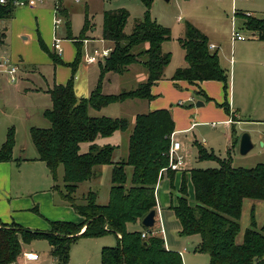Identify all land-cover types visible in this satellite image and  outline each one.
<instances>
[{"label":"trees","instance_id":"1","mask_svg":"<svg viewBox=\"0 0 264 264\" xmlns=\"http://www.w3.org/2000/svg\"><path fill=\"white\" fill-rule=\"evenodd\" d=\"M146 11L138 19L130 33L125 31L130 12L125 8L108 10L104 14L102 37L113 43L112 51L100 62V77L88 97L76 95L74 78L66 84L50 89L52 107L44 111L51 122L49 128H31V137L45 161L54 180L57 170L64 167L63 197L71 203L84 221H51L47 231L32 230L18 224L0 221V264H14L22 251V243L45 238L51 246V254L56 264H68L72 244L80 237H100L114 233L117 244L105 246L101 250V264H184L182 255L166 248L161 232L142 236L144 230L157 229V224L143 231H129L128 224L142 220L151 210L157 208L156 187L162 168L168 166L167 156L171 145L170 135L175 131V121L168 108L139 113L135 117L129 137L128 155L118 162L113 161L116 146L100 145L96 139L108 137L116 131H126L130 122L126 117L93 116L90 109L102 108L128 99L151 100L155 96L152 86L164 77V71L171 62V52L163 51V43L172 38L171 29L152 18L150 8L154 0H141ZM15 6L10 2L0 4V19L9 18ZM246 29L257 39L264 41V16L256 17L245 13ZM70 26L69 20L67 21ZM90 27L86 18L82 36ZM186 36L179 42L185 50L186 67H179L172 80H186L190 83L217 80L228 87V75L221 66L218 50L210 47L208 36L192 23H187ZM4 36L0 32V46ZM148 43L147 48L135 52V48ZM41 47L46 46L40 41ZM56 63L60 57L47 51ZM79 47L74 62L73 74L82 60ZM142 64L148 71L145 82L133 89H123L119 93L105 94L103 82L107 73L123 74L132 64ZM227 96V93H225ZM207 99H211L207 97ZM229 112V102L218 104ZM232 146L240 139L232 132ZM89 143L88 150L81 151V144ZM197 143V142H196ZM15 145L14 130L8 132L6 142L0 146V162L12 161ZM200 159H213L219 167L193 168L190 178L194 185L195 204L187 198L188 177L182 174L178 203L173 206L180 222L183 236L199 234L201 241L197 252L210 256L208 264H264V225L257 229L255 209L251 211V227L247 228L242 243L237 242L240 233V218L246 198L264 200V163L251 168L234 167L228 156L221 158L214 151L209 152L198 144ZM112 164V184L110 199L105 205L97 203V193L89 191L85 203L78 204L75 192L81 182L96 175L98 165ZM133 167L131 186L127 187L126 166ZM169 179L173 185L175 171L170 170ZM158 217V216H157ZM158 223V220H157ZM85 227V228H84ZM84 228V230H82Z\"/></svg>","mask_w":264,"mask_h":264},{"label":"rangeland","instance_id":"2","mask_svg":"<svg viewBox=\"0 0 264 264\" xmlns=\"http://www.w3.org/2000/svg\"><path fill=\"white\" fill-rule=\"evenodd\" d=\"M67 5L70 8L71 13V25L73 36L81 38V30L84 27L86 18H88L95 30L91 28L87 31L88 35L91 36V43L85 44L83 49V55L86 52H92L95 48L103 49L112 46L113 43L107 40H103V26H104V14L108 10H115L119 8H125L130 12L125 31L130 33L138 19L144 17L146 7L141 0H80L79 2L73 0H67ZM245 13H251L256 17L264 16V0H154L150 8V14L152 18L156 19L157 22L170 27L172 38L166 41L163 45V51L171 52V62L165 68L166 76L162 79L167 81V88L165 93L157 98L164 96L167 107H170L172 116L176 117V122L180 123V126L189 127L190 131L183 132L182 130L177 132L175 138H177L183 147V153L185 155L186 167L181 171H177L173 185L171 180L167 177L169 171L164 172V178L160 180L157 187V200L160 208V215L162 218L163 225H166L167 229V241L172 238H177V234H180L179 220L175 215L173 206L178 203V198L182 196L180 192L181 187V173H186L188 177V194L187 198L191 205L195 204L194 200V185L190 178V170L193 168H214L219 167L218 161L213 159H200L198 154V144L205 147L209 152L214 153L221 157L226 158L228 156V150L230 149V158L234 167L251 168L256 166L258 163H264V65L261 64L264 58L256 57L248 64L252 71V79L249 80V85L252 88H256V93L251 98V102L244 104V111L240 112L242 121H239L236 125H232L231 129H226L221 122L213 120H206L201 122V115L212 114L211 108L207 104V101H214V99H207L201 94L198 87L193 89L191 87H179L171 83L172 77H170L172 71H176L177 68L183 65L184 49L181 46L179 39L186 36L187 23H192L197 28L206 32L211 39L221 45L219 54L221 55V66L228 70V58L230 57V41L232 42V32L239 31L247 37L246 41L242 45H239L240 49L237 50L236 56L239 59L237 64V70L240 68L243 58L245 56V49L253 47L257 49L258 43H253L256 40L252 38L250 30L246 29ZM64 22L62 26L58 28V36L62 39H66L64 36ZM68 39H66L67 41ZM31 40L25 41L18 39L17 45L19 50H25L32 55L33 59H39V50L30 44ZM72 43V40L70 41ZM74 44V43H73ZM146 44V43H145ZM143 44L139 48H135V52L145 48ZM88 52V53H89ZM11 54V49H9ZM15 60L17 59L16 54ZM105 60V58L101 59ZM101 60L99 62H101ZM95 63L92 66L93 72L95 71V86L98 83L100 77V70L97 68ZM22 65V64H21ZM23 66V65H22ZM21 66V67H22ZM41 66H43L41 64ZM136 65H133V68ZM132 69L129 73L120 75L118 73L111 72L110 78L112 82L108 83L105 80L106 89L109 93H119L123 89H133L138 86L139 83L147 80V69L140 65ZM3 69V68H0ZM46 69V68H45ZM25 76L20 79L19 82L9 83L8 74L4 71H0V146L3 145L8 136V132L11 128L14 130L15 145L13 153L15 157H22L25 155L38 154L37 149L33 143L31 132L26 127L29 121L31 123H51L45 117H39L34 111L39 99L31 97V99L25 98V96H16L14 91L17 85L21 84V87L28 85L41 84L40 72L35 71L32 66L22 67L21 69ZM50 70H47L49 72ZM80 69L77 72V77L80 76ZM232 72V71H231ZM145 73V74H144ZM144 74V76H142ZM50 81V80H49ZM186 81V80H185ZM79 82V81H78ZM77 84V80H75ZM189 83V82H188ZM232 83V82H231ZM192 86V85H191ZM20 87V86H19ZM224 89V88H223ZM227 96L231 95L230 85L225 89ZM238 90V87H237ZM5 91H10L12 94L8 100H5ZM189 92V95L186 94ZM225 96V95H224ZM154 97L153 99H157ZM141 100V99H129L124 102H117L105 107L101 114L111 117H126L130 122V127L126 131H116L111 137H98L96 143L104 145L106 143L116 146L113 154V161L118 162L123 160L128 155V133H131L135 116L139 113L149 112L148 105L153 100ZM206 102L203 106H197V102ZM223 101V100H221ZM220 101V102H221ZM172 104V106H170ZM180 104V105H179ZM215 112L222 109L223 113L225 110L219 106L218 103L214 102ZM213 106V104L211 105ZM7 111L5 115L3 112ZM90 114L98 116L95 109H90ZM99 114V115H101ZM30 118V120H29ZM41 121V122H40ZM212 122V123H211ZM236 131L238 139L244 133H248L251 136L253 142V148L247 153L242 154L240 152V141L232 146V143L228 142V134L232 139V132ZM197 141V143H196ZM89 143L81 144V151L85 152L88 150ZM94 169L100 172L91 177L89 180L83 181L79 184L78 189L75 192L76 202L78 204L85 203V196L91 191L97 193V203L105 205L110 199V187L112 184V164L98 165ZM133 167L130 165L126 166V173L128 176L127 187L131 186ZM161 172V171H160ZM64 167L60 165L57 170V179L55 183L60 186V189L64 192ZM160 179V176H159ZM59 194V193H57ZM59 196V195H58ZM63 198V196H62ZM61 199V197H59ZM64 199V198H63ZM62 201V200H61ZM63 202V201H62ZM66 204L71 207L72 212L75 213L74 207L71 203L65 201ZM255 209V217L257 220V229H261L264 225V200H256L246 198L244 200L242 215L240 218L241 230L237 236V242L242 243L244 240L245 232L247 228L251 227V211ZM42 212V210H40ZM46 213L55 215L57 211L55 209H46ZM36 215V212H34ZM44 224L47 221L44 217ZM137 221L129 224V231H142V226ZM143 229V228H142ZM158 233V232H157ZM201 241V236L198 234L190 235L186 239V251L184 252V261L188 264H208L210 256L205 252H194L196 247ZM117 244V237L114 233H108L100 237H80L78 238L71 247L70 260L68 264H101V250L105 246H114ZM171 246L174 244L170 243ZM182 247V246H180ZM183 249V248H182ZM29 250L38 251L42 259L40 262L29 261L26 262L23 257V252ZM55 264V258L51 254V247L47 239L38 238L30 242L22 243V251L14 264ZM185 264V263H184Z\"/></svg>","mask_w":264,"mask_h":264},{"label":"crops","instance_id":"3","mask_svg":"<svg viewBox=\"0 0 264 264\" xmlns=\"http://www.w3.org/2000/svg\"><path fill=\"white\" fill-rule=\"evenodd\" d=\"M73 1L79 2L80 0H73ZM56 15H60L63 19L64 36L66 39H68L67 41L66 39L64 40L62 39V37L58 36V28L62 26V23L58 27L55 26ZM70 15L71 13H70V8L67 5V0H43L36 2L34 6L24 5V6L15 7L14 11L12 12L9 18L0 19V32L4 36L3 43L0 46V68H3L0 69V71L6 72V74H8V82L13 83L10 80L8 69H9V65L11 64L16 66L17 80L16 82H14L16 84H18L17 82H19V80L24 78L23 76H25V74L21 70L22 67L32 66V68L35 71L40 72L41 80H43V82H41L42 85L36 84V85H28L21 87V84H19L17 85V88L14 91V95L16 94V96L17 95L25 96V98L28 99H31V97L34 96L37 99H39V103L37 104L36 109L34 111L36 112V115H38L40 118L45 117L44 111L52 107V98L49 91L55 85L66 84L73 76L76 95L79 98L88 97L95 88L94 87L95 81L93 80V78L95 77L96 72L95 71L93 72L92 70V66L94 64L86 63L85 54L82 55V60L78 65L75 74H73V68L71 66V63L74 62L76 58L78 48L80 47L83 53L85 44L89 42L91 43L92 41L91 36L88 35L87 31L90 28L92 31H94L95 26H93L90 20L87 18L89 20L90 27L87 29V31L83 36L81 34L82 36L81 38H76L75 36H73ZM68 20L70 22V26H68L67 23ZM234 32L235 31L233 30L232 42L230 41V45H231L230 57L228 58L229 67L228 70L224 68L228 75V86L230 85L231 88V84H232V91L229 90L231 92V95L229 93V96H224L225 95L223 91L224 84L221 81L206 80V81L188 83V81L185 80H179V81L171 80V83L179 87H185V88L191 87L193 89H196V87H198L201 94H203L206 98L209 97L211 99H214V101L212 102L206 100L209 107H212L211 108L212 114L206 115L205 117L202 114L201 118H205V119H201V122H204L206 120H213V123L215 121L217 122L220 121L221 124H223L226 129H231L232 125H236L237 123H239V121H242L240 117V112H243L245 110L244 104L246 102H251V98L257 91L254 86L251 88L249 85L250 83L249 80L252 79V71L250 70L248 64L256 57L264 58V41L257 39V36H255L252 33V38L256 40L253 43H258L257 49L253 47L245 49V56L243 58L242 64L240 68L237 70V64L239 62V59L236 56V52L238 49H240L239 45H242L244 41H246L247 37L244 40H237L234 38V34H233ZM204 33L208 36L210 40V45L214 44L216 46L214 50H219L222 48L221 45L218 44V42H215L214 39H211L206 32ZM56 37L61 39L62 52L60 54L54 49L53 46V42ZM18 39H23L25 41L31 40L30 44H32L33 46H35L36 49L39 50L38 52L39 59H33L32 55H29L27 51L19 50L17 45ZM71 40L72 43L70 42ZM40 41H42L43 44L46 46V50L41 47ZM148 45L149 44L146 43L144 47L147 48ZM162 47H164V45H162ZM9 49H11V54H9ZM47 51L56 53L60 57L62 62L61 63L54 62V60L50 57ZM15 54L17 56L16 60L14 56ZM219 56L221 58L220 54ZM4 57H8L10 59V63H5L3 59ZM220 63H221V59H220ZM41 64L43 66H41ZM261 64L264 65V61H262ZM133 65L136 66L133 68ZM140 65L142 64L139 63L132 64L131 66H129L128 71L120 75L129 73L132 69L135 70V68L141 67ZM96 66L100 70V62L96 64ZM186 66H188V63L185 60V50H184L183 65L181 67H186ZM80 69H82V71L80 72V76L77 77V72ZM47 70L50 71L47 72ZM110 73L111 72L106 74L103 82V92L105 94H111L107 91L105 84V80H107L108 83L112 82L111 80L112 78H110L109 76ZM144 74L142 76H144ZM173 74L174 71H172L170 77H172ZM165 76H166V72H164V77ZM75 80H77V84L75 83ZM164 88H167V81H165V79H160L152 86L151 91L155 97L161 96L163 93L166 92ZM5 92H6L5 100H8V98L12 94L10 93V91H5ZM186 94L189 95V92H187ZM164 99H165L164 96L159 97L156 100L153 99L148 105L149 110L153 111L156 109L168 108L171 111L172 109H170V107H167L169 105H167L168 103H166ZM226 100L229 102L230 111L229 112L225 111V113H223L222 112L223 110L220 109L217 112H215L214 110L216 109L214 102L220 104L225 102ZM206 102H203L204 105L206 104ZM212 104L213 106H211ZM170 106H172V104ZM104 108H102L101 110H95L97 111L96 115L107 116L101 114V111ZM3 113L6 115L7 111H4ZM173 119L175 121V131H174L175 134H177V132L181 130L183 132L185 131L188 132L190 131V128L193 126V124L189 127L180 126V123H177L175 120L176 117L173 116ZM134 123H133V127H134ZM38 124L40 125L31 123L29 121L26 127L29 128L30 131L32 127L49 128L46 127L49 126V122H47L46 124L43 122ZM130 134L131 133L127 134L128 144H129ZM228 142L229 144L232 143V139L229 134H228ZM13 157L14 159L12 161L0 162V221L7 224L15 223L20 226L30 228L32 230H41V231L49 230L51 221L63 220V221H73L76 223H80L84 221V217L81 216L79 213H77L75 209H74L75 213L72 212L71 207H69V205L66 204L65 202L67 200L64 197H63L64 199L62 198L63 191L60 189V186L55 183V180L53 179L46 162L39 159V153L34 155H25L22 157L21 156L15 157L13 153ZM97 173L98 175L96 176H99L100 172H98V170L96 171V174ZM179 173H181L180 175L182 181L183 173L182 172ZM176 174L177 171H175L174 180ZM167 177L169 178L168 173H167ZM59 197H61V199H59ZM46 209H55L57 213L55 215H50V213H46ZM40 210H42V212H40ZM34 212H36V215L34 214ZM42 217L45 218L47 224H44V220ZM162 218L163 217H161L160 215V208L158 204L156 208V220H158V223L156 224L158 229H163L162 234L165 240V246L168 249L178 251L182 255V258L184 260V252L186 251V246H185L186 241H183L181 239L183 238L186 239V237L188 238L190 235L183 236L181 234H177V238H172L171 240L169 239V241H167V236H165L167 234V229L165 227L166 225H163L162 223ZM139 221L143 229L141 228L137 230L143 231L145 226L143 225L142 220ZM179 227L181 229L180 224ZM84 228L82 230H84ZM128 230H129V224H128ZM171 241L174 244V246L170 245ZM29 251H34V250H29ZM34 252H36L39 256V259L35 260V262H40L42 259L41 254L38 251H34ZM194 252L196 253L197 251L194 250ZM184 263L188 264L185 261ZM55 264H56V260H55Z\"/></svg>","mask_w":264,"mask_h":264},{"label":"built area","instance_id":"4","mask_svg":"<svg viewBox=\"0 0 264 264\" xmlns=\"http://www.w3.org/2000/svg\"><path fill=\"white\" fill-rule=\"evenodd\" d=\"M38 1H43V0H0V4L5 5V4H8L11 2L15 7L24 6V5L25 6H28V5L34 6L35 3ZM62 21H63L62 17L60 15H56L55 26L58 27L62 23ZM233 34H234V38L237 40L246 39V36L241 34L238 31H235ZM53 46H54V49L59 54L62 52V46H61V39L60 38L56 37L54 39ZM210 47L212 49H214L216 46L214 44H212V45H210ZM111 51H112V47H107V48L105 47L101 50L98 48H95L92 52H89V53L87 52L85 54V61L88 64L99 63V61L101 59L108 57ZM3 59H4L5 63H10V59L8 57H4ZM16 71H17L16 66H14L13 64L9 65L8 72H9L10 80L12 82H16V80H17ZM175 135H176L175 132H173L170 135L171 145H170V148H169L168 153H167V156L169 158V164H168V166L161 169L160 180L162 178V175L164 176V172L166 173V171H170V170L181 171L182 169H184L186 167L185 155L182 152L183 151L182 143L177 138H175ZM160 180H159V183H160ZM157 187H158V185H157ZM157 187H156V195H157ZM156 223H157V220H155L154 226L156 225ZM153 227H150V228L152 229ZM157 232L163 233V229L157 228V229H154L151 231L144 230L142 233V236L144 238H146L150 234H154ZM23 257H24V260L26 262L35 261V260L39 259L38 254L34 251L23 252Z\"/></svg>","mask_w":264,"mask_h":264},{"label":"water","instance_id":"5","mask_svg":"<svg viewBox=\"0 0 264 264\" xmlns=\"http://www.w3.org/2000/svg\"><path fill=\"white\" fill-rule=\"evenodd\" d=\"M203 102H197V106H203ZM253 148V142L251 136L248 133H244L240 139V152L247 154ZM156 220V210H151L143 219L142 223L145 227H153Z\"/></svg>","mask_w":264,"mask_h":264}]
</instances>
